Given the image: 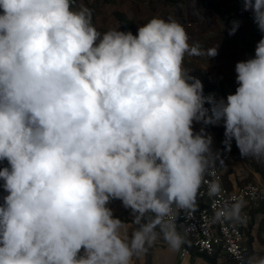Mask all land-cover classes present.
<instances>
[{"label":"clouds","instance_id":"clouds-1","mask_svg":"<svg viewBox=\"0 0 264 264\" xmlns=\"http://www.w3.org/2000/svg\"><path fill=\"white\" fill-rule=\"evenodd\" d=\"M240 2L264 34V0ZM189 40L171 18L101 33L73 0H0V264H143L161 239L180 252L179 213L196 207L218 159L194 123L223 121L227 150L235 140L241 157L264 161V35L219 100L184 68L218 45ZM245 205L234 198L214 220L242 223ZM237 261L264 264V246Z\"/></svg>","mask_w":264,"mask_h":264},{"label":"crops","instance_id":"crops-1","mask_svg":"<svg viewBox=\"0 0 264 264\" xmlns=\"http://www.w3.org/2000/svg\"><path fill=\"white\" fill-rule=\"evenodd\" d=\"M211 1L225 10H232L236 4L242 8V5H238L236 0ZM191 2L184 0V5L181 7L183 26L190 37L189 43L199 42L203 49L218 45V55L212 58L186 55L184 68L189 71V75L202 82L203 88L207 85L221 83L223 90L213 91L211 95L217 100L226 98L227 95L234 94L238 87L235 65L239 61L248 59V51L252 45L251 35L256 26L247 18L227 20L210 7L205 6L201 0H198L196 5H189ZM81 3L91 10L92 23L101 33L117 27L121 31H128L121 24L118 12L125 13L129 19L135 22V28L132 31L134 35L137 33L138 27L153 17L165 20L171 18L179 23L182 21V18L177 17V5L167 0H74L73 8H79ZM233 21H239L240 26L234 35H229ZM188 22L192 24L188 26ZM202 127L205 134L211 135L213 138L212 150L213 153L218 154L216 164L223 167L226 175L225 181L229 187L237 188L250 180L264 182L262 174L248 160L241 164H226L225 159L230 156L225 149L216 145L215 132L208 126L194 123V131L199 132ZM6 165V161L0 163V167ZM108 206L113 210L115 216L129 224L132 223L131 210L124 208L121 201L113 200ZM245 238L249 254L254 251V246H264V201L253 210L251 221L245 228ZM217 260V264H225L220 256ZM137 264L140 262L138 261ZM143 264H211V261L204 255L193 251L185 257L181 256V251L170 253L167 245L161 239L149 250L143 259Z\"/></svg>","mask_w":264,"mask_h":264},{"label":"built area","instance_id":"built-area-1","mask_svg":"<svg viewBox=\"0 0 264 264\" xmlns=\"http://www.w3.org/2000/svg\"><path fill=\"white\" fill-rule=\"evenodd\" d=\"M192 23L188 22V26ZM206 173L205 183L197 196L196 207L192 210L181 211L177 218L178 231L190 242L191 247L199 253L206 255H219L225 264H238L237 257L248 255L249 247L246 243L245 228L251 221L253 210L264 201V182L247 181L237 188L226 184L225 171L222 166L215 164ZM219 182L220 193L209 195L208 183ZM246 201L242 215L246 216L244 222L230 220H214V213L224 205L234 202V198ZM191 247L184 245L181 256L192 253Z\"/></svg>","mask_w":264,"mask_h":264},{"label":"trees","instance_id":"trees-1","mask_svg":"<svg viewBox=\"0 0 264 264\" xmlns=\"http://www.w3.org/2000/svg\"><path fill=\"white\" fill-rule=\"evenodd\" d=\"M169 2H172V3H175L177 5V17L179 18H182V15H181V7L184 5V0H167ZM74 2V0H73ZM201 2L207 6V7H210L211 9H213L216 13H218L219 15L223 16L225 19L227 20H236V19H239V18H247L250 20V22L255 25V23L253 22V19H252V14L251 12H246V11H243L242 8L238 7V6H234L232 10H225V9H222L221 7H219L215 2L211 1V0H201ZM118 17H119V20L121 22V24L123 25V27L125 29H127L128 31H133L134 28H135V22L131 19H129L127 17V15L123 12H118L117 13ZM183 22H184V19L182 18V21H181V24L183 25ZM256 26V25H255ZM262 34L257 26L255 28V30H253L252 32V35H251V39H252V45L251 47L249 48V51H248V59L249 58H252L254 56V53H255V46L257 44V42L261 39L262 37ZM204 95L205 96H209L211 95V92L213 91H216V90H223V86L221 83L217 84V85H207L205 86L204 88ZM205 107H208L210 108L211 105L209 104H206ZM209 128H211L212 130H214L219 138H220V141L224 147V149L226 148V146L224 145L223 141L225 139L224 137V127H223V121L220 122V124L218 125H207ZM238 150V148L236 147V144H235V140L232 141V146H231V151H233V153ZM238 154H240V152H238ZM244 159H247L254 167L255 169L260 172L264 178V168H262L260 166L259 163H257L254 158L252 157H243ZM6 193L3 192V189H0V198H2L3 195H5ZM0 202H2V199H0ZM186 240V244L188 246L191 247L190 245V242L185 238ZM191 250L193 252H197L196 250H194L192 247H191ZM199 253V252H197ZM201 255H204L209 261H211V264H217L216 263V260L213 259L211 256H208L204 253H200Z\"/></svg>","mask_w":264,"mask_h":264},{"label":"rangeland","instance_id":"rangeland-1","mask_svg":"<svg viewBox=\"0 0 264 264\" xmlns=\"http://www.w3.org/2000/svg\"><path fill=\"white\" fill-rule=\"evenodd\" d=\"M190 1H192L189 5H196V3H198V0H190ZM229 1V0H228ZM237 2H238V5H242V3L240 2V0H236ZM237 5V4H236ZM241 8V7H240ZM211 129V128H210ZM212 130V129H211ZM214 131V130H213ZM215 132V131H214ZM215 136H217L216 137V142H217V146L218 147H221V148H223L224 149V147H223V145H222V143H221V141H220V138H219V136H218V134L215 132ZM225 151L229 154V156H230V158H226L225 159V162H226V164H228V165H230L231 163H233V164H236V163H243V162H248L247 161V159H244L243 157H241V155L240 154H238V152H239V149L238 150H236L234 153H233V151H229V150H227V148H225ZM254 160L257 162V163H259L260 164V166L262 167V168H264V161H258V160H256L255 158H254ZM211 257L213 258V259H215L216 260V263H218V257H219V255H211Z\"/></svg>","mask_w":264,"mask_h":264}]
</instances>
